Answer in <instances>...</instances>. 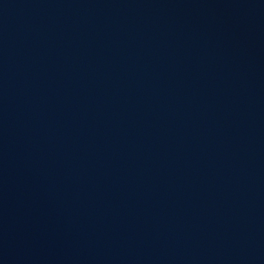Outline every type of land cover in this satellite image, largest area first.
Segmentation results:
<instances>
[{
	"label": "water",
	"instance_id": "1",
	"mask_svg": "<svg viewBox=\"0 0 264 264\" xmlns=\"http://www.w3.org/2000/svg\"><path fill=\"white\" fill-rule=\"evenodd\" d=\"M0 264H264V0H0Z\"/></svg>",
	"mask_w": 264,
	"mask_h": 264
}]
</instances>
